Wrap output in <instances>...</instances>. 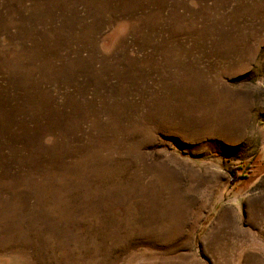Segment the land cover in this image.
Masks as SVG:
<instances>
[{"label":"rangeland","instance_id":"rangeland-1","mask_svg":"<svg viewBox=\"0 0 264 264\" xmlns=\"http://www.w3.org/2000/svg\"><path fill=\"white\" fill-rule=\"evenodd\" d=\"M0 264H264V0H0Z\"/></svg>","mask_w":264,"mask_h":264}]
</instances>
